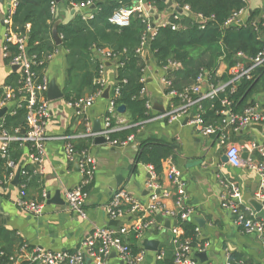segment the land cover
Here are the masks:
<instances>
[{"label":"crops","instance_id":"crops-1","mask_svg":"<svg viewBox=\"0 0 264 264\" xmlns=\"http://www.w3.org/2000/svg\"><path fill=\"white\" fill-rule=\"evenodd\" d=\"M133 1L135 3L137 0ZM143 1L148 3L149 0ZM246 4L247 7L241 17L243 21L252 9L264 8V0H246ZM173 7L174 5L172 7L165 5L164 9L159 12L153 9L151 13L153 30L168 20L174 10ZM6 9L7 0H0V90L9 85L6 81L11 74L18 75L17 69L13 72L10 63L5 64L4 62L2 20ZM55 9L58 23L68 22L74 13L73 9L75 10L63 1L58 2ZM75 11L81 12L82 10ZM146 54L148 55L147 50L144 56ZM65 55V50L58 49L50 59L44 73L48 81L55 80L61 90L65 83ZM224 71L225 66L222 64L217 75L220 76ZM144 77V96L149 102L148 109L152 118L138 128L134 140L126 146H110L108 143L95 145L92 141L90 154L95 158L96 170L93 183L88 189L86 202L82 207L86 216L81 217L78 213L70 211L67 205H47L46 199L39 215L28 214L16 206L19 195L18 185L14 186L12 183L6 186L0 185V244L8 246V243L1 239L4 236L3 230L15 234L31 247L54 252H73L94 228L113 226L109 225L110 221L105 213V207L113 192L125 189L142 201L148 197L149 168L147 165L134 162L139 142L144 139H161L175 146L176 152L172 157V163L185 184L188 204L192 209L189 222L199 227L200 237L208 244L204 251L206 260L201 261L196 254L199 264H226L228 256L232 254L239 256L242 264H264L262 241L257 235L246 234L238 230L233 224L232 217L222 208L220 201V194L224 191L221 182L233 181L240 188L242 202L250 207L256 217L264 223V205L257 197L259 187L257 171L241 168L238 174L235 173L233 168L221 161L223 151L214 137H206L195 131L186 121L187 116L176 121H170L163 116L170 111L171 102L164 93L163 74L149 57ZM101 79L107 86L114 85L116 67L112 62H104ZM17 81L10 83L9 86L16 87ZM203 89L205 92L208 90L206 87ZM251 99L254 105L259 108L264 107V78L259 82ZM48 108L50 118L44 130L47 140L43 145L42 161L33 166L26 158L27 152L23 156V162L32 167L34 171V176L27 189L31 200L39 199L43 193L53 197L56 192H59L64 200V190L74 189L80 183L79 167L75 161L66 160L64 146L66 141L74 145V142L80 138L90 137L83 132V120L86 121L89 133L95 120L100 121L102 126L108 108V99L99 96L82 115H76V110L63 99L48 101ZM6 114L8 113L5 112L3 116ZM3 116L0 117V124ZM113 119L120 129L129 127L123 114L117 112ZM260 126L261 130L249 129L236 134L237 140L232 134L230 135L234 143L242 146L241 156L246 151L247 159L252 160L255 165L261 163L259 150L254 148L246 150L245 148L250 147L249 144L264 148V123ZM167 169L168 165L165 163L159 185L162 190L170 192L164 204L171 209L174 206V187L167 178ZM250 199H255L262 204L259 212L249 205ZM159 221L163 222V229H150L136 237L138 247L145 250V259L142 264H157L159 260L156 259V255L158 253L164 254L165 251L172 253L169 228L173 221H168L170 224L168 227H166L167 220ZM146 241L156 242V251L145 249L143 244ZM88 263L92 264L89 259ZM108 264L122 263L117 256L110 254Z\"/></svg>","mask_w":264,"mask_h":264},{"label":"trees","instance_id":"trees-1","mask_svg":"<svg viewBox=\"0 0 264 264\" xmlns=\"http://www.w3.org/2000/svg\"><path fill=\"white\" fill-rule=\"evenodd\" d=\"M62 1L71 8L91 2L95 9L91 10L89 7L81 12L73 9L71 19L58 24L57 32L62 41L60 46H56L52 39L53 26L57 22L56 9L52 13V8L57 5L56 0H19L13 17L14 24L21 33H25L26 26H29L27 54L33 58V69L39 77L45 73L49 56H53L58 49L65 50V83L62 93L67 104H75L82 98L103 91V86L97 81L101 77L104 62L100 61L97 54L104 50L112 54L109 62L116 67V80L110 95L116 108L125 107L123 115L129 127L112 132L111 141L135 136L138 128L152 118L146 106L147 99L143 95L148 61L144 53L138 52L142 45H145L144 52L147 50L149 59L162 72L167 82L164 87L165 95L175 94L170 99L175 107L181 104L179 95L193 87L199 77L205 78L207 86L214 89L225 86L215 96L200 102L201 117L207 125H220L224 120L222 112L225 110L239 114L247 106L254 105L251 97L264 78V66L255 68L250 79L242 77L233 83H230L233 77L231 70L239 64L238 54L242 55V63L245 64L264 49V8L252 9L245 20H242V25L227 26L225 24L234 12L246 9V0H168L182 10V13L178 19L174 18L175 14H171L169 24L157 26L153 30L154 34L149 37V24L139 14L132 15L125 27H117L109 21L115 11L133 7V0ZM148 3L152 11L154 9L158 12L166 5L162 0H149ZM184 7H188V13L183 11ZM195 16H200L203 21L198 22L194 19ZM7 52L9 55L4 57L5 64L10 62L17 50L15 46L9 45ZM222 64L225 71L218 76L217 71ZM17 79V74L13 73L6 83L10 85ZM115 90H118L116 95ZM193 98L196 99L197 96ZM223 101H227L229 105L223 106ZM25 115V109L20 108L13 115L3 116L1 122L4 130L12 135L17 131L16 136H21L26 129ZM112 126H116L114 119ZM82 129L86 132L85 120L82 121ZM232 136L237 140L236 133H232ZM92 141L91 137L80 138L74 142V149L78 153L90 152ZM137 147L135 164L150 166L160 184L164 162L176 152L174 144L161 139H144ZM28 151H31L29 145L20 141L10 142L7 157L0 156V185L11 183L7 182L12 171L7 165L8 161H13L17 166L21 164V172H25V175L20 176L18 187L26 185L25 193L29 199L27 189L34 171L23 162L24 153ZM259 160L262 162L263 158L260 156ZM33 201L42 202V195ZM179 225L184 231V237L190 238L195 244L196 225L190 222H181ZM2 233L4 236L1 239L8 246L0 244V250L4 258L9 259L18 253L25 242L11 232L2 230ZM136 237L137 233L131 231L126 239L133 253L140 250ZM173 257V250L172 253L165 251L157 264H174ZM229 261L231 264L241 263L239 256L235 254L229 256Z\"/></svg>","mask_w":264,"mask_h":264},{"label":"built area","instance_id":"built-area-1","mask_svg":"<svg viewBox=\"0 0 264 264\" xmlns=\"http://www.w3.org/2000/svg\"><path fill=\"white\" fill-rule=\"evenodd\" d=\"M18 4L19 0H7L6 13L2 20L3 54L4 56L9 55L7 52L9 45L15 46L17 50L16 54L11 56L9 63L10 66L17 68L18 85L16 87L6 85L0 90V108L6 107V112L9 115L15 114L17 109L24 108L26 111V129L21 136H16L17 131L15 132L16 134L12 135L4 130L2 123L0 124V156L2 158L7 157V148L10 142L20 141L22 144L31 147V151L27 152L26 158L34 166L42 161L43 145L47 140L44 130L50 118L48 100L46 98L49 81L45 74L41 77L37 75L33 69L35 62L27 54V32L29 26H26L25 33H21L14 24L13 17ZM91 6L92 3L87 2L74 5L73 7L83 11ZM175 7H173L172 14H175L174 18L178 19L179 13ZM54 11L55 8L53 7L52 13ZM183 11L188 13V7H184ZM151 13L152 9L149 5L143 0H137L133 7L115 11L109 21L117 27H125L128 26L132 15L139 14L149 24L148 32L150 37L154 34L150 23ZM243 13V9L234 12L225 25L238 24L239 21H242L241 17ZM194 19L199 20L200 23L203 21L200 16H195ZM165 24H169L168 20L162 25ZM144 50L145 45H142V48L138 52L143 54ZM97 55L102 63L112 58V54L108 50L100 51ZM53 56H49V59ZM237 57L241 61L231 70L233 77L230 83L238 81L242 77L250 79L255 68L264 66V49L248 62V66L242 63L241 54H238ZM97 82L103 86L104 91L107 87L104 80L100 77ZM163 83L164 87L167 86L165 80ZM204 87L208 89L206 92L203 89ZM223 87L225 86L214 89L209 85L207 86L205 78L199 77L193 87L179 95L181 104L175 107L170 101L171 109L163 116L170 121H176L187 116V122L195 131L203 136L215 138L227 159V165L231 168H246L257 171L259 177L257 197L264 205V148L256 147L254 144H249L250 147L245 148L246 150L249 148L259 150L263 161L259 165H255L252 160H243L241 158L242 146L234 143L230 138L232 133L239 134L245 127L263 124L264 107L259 108L256 105H249L239 114L225 110L222 112L224 120H222L220 125H207L201 117L200 102L203 99L215 96L217 91L223 89ZM103 91L96 95L82 98L75 104L68 103V105L76 110V115H82L92 106L95 99L102 95ZM117 93L118 90H115L114 94L116 95ZM166 96L170 100L175 94L170 93ZM194 96H197V98L194 99ZM222 104L223 106L229 105L227 101H223ZM146 106L149 108L148 101ZM116 109L113 97L109 92L107 112L103 119L102 129L98 134L103 136L110 146H126L134 140V135H130L121 141L110 140V134L120 129L117 126H112V119L116 115ZM85 134H90L87 126ZM64 153L68 162L75 161L77 163L81 179L74 189L64 190L63 198L70 211L78 213L81 217H85L86 215L82 207L88 196V188L94 180L96 170L95 158L90 152L78 153L70 141H66ZM165 163L168 165L167 178L174 187L173 208L169 209L165 206L164 200L170 196V192L162 190L156 181L152 168L149 166L150 179L147 181L148 197L145 201L135 198L125 189H118L112 193L105 207V213L109 221H116L115 226L94 228L73 252H54L39 247L29 248V245L25 243L15 256L6 259L0 250V264H89L88 259L92 264H108V258L112 253L116 254L122 264H142L145 259V250L140 248L137 253H133L125 237L131 231L136 232L138 236L150 229H163V222L159 220L173 221L170 225L169 233L174 264H199L196 254L204 252L208 244L200 237V230L197 226L195 227V244H193L190 238L184 237V231L179 224L181 222H189L192 209L188 204L185 184L181 180L180 173L172 163V157L168 158ZM7 165L12 169L7 182H12L18 166L10 160ZM21 175H25V172L22 173L20 169ZM221 184L224 188L223 193L220 194L222 208L232 217L235 227L243 233L257 235L264 245V223L256 217L250 207L242 202L238 184L229 180L222 181ZM18 188L19 195L16 200V206L28 214L39 215L43 210L46 194L43 193V201L37 203L27 198L25 184H21ZM162 257V253L156 255L157 260H161ZM226 264H231L229 256Z\"/></svg>","mask_w":264,"mask_h":264},{"label":"water","instance_id":"water-1","mask_svg":"<svg viewBox=\"0 0 264 264\" xmlns=\"http://www.w3.org/2000/svg\"><path fill=\"white\" fill-rule=\"evenodd\" d=\"M62 0H56V2H60ZM163 3H165L168 7H172L173 4L171 2H166V0H162ZM91 10L95 9V6L92 5L90 7ZM176 11L178 13H181V10L178 9L177 7H175ZM153 12V11H152ZM198 22H200L199 20H197ZM58 22H56L53 26V30H52V39L54 41V44L56 46H60L62 44V41H61V38L57 32V26H58ZM243 24V21H239L238 22V25H242ZM154 27V25H153ZM145 59L148 61V55L146 54L145 55ZM241 60H239L240 62ZM246 65L248 66L249 63H246ZM17 68L16 67H12V71L14 72ZM110 88L111 86H107L105 88V90L103 91L101 97L104 98V99H108L109 98V92H110ZM46 98L48 101H54V100H59V99H63V93H62V90L59 89L58 85L56 84L55 80H51L49 82V85H48V89H47V92H46ZM6 112V108H2L0 109V117H2ZM117 112L120 113V114H123L125 112V107L124 106H119L117 108ZM187 121V120H186ZM102 127H101V123L100 121L98 120H95L94 123H93V127L92 129L90 130V134L89 136L91 138H93V141H94V144L95 145H104V144H107V140L99 135L98 133L101 131ZM249 129H259L261 130V126L260 125H252V126H248V127H245L244 130L245 131H248ZM256 146V145H255ZM248 157V153L245 151L243 152L241 158L243 160H246ZM221 161L223 163H227V159L225 157V155L223 154L222 157H221ZM20 169H21V164L17 167L16 169V173H15V176H14V179L12 180V185L14 186H17L18 185V182H19V179H20ZM233 170L235 171V173H239L241 169L239 168H233ZM249 205H251V207L256 211V212H259L261 209H262V204L258 201H256L255 199H250L248 201ZM46 204L49 205V204H55V205H66V203L64 202V200L60 197V193L59 192H56L55 195L53 197H51L50 195H46ZM109 225H116V221H110L109 222ZM170 224L168 222V220L166 221V227H168ZM144 248L147 249V250H151V251H156L157 249V243L156 242H149V241H146L144 242L143 244ZM111 255L113 256H116L115 253H112ZM197 256L201 259V261H204L206 260V255L204 252L202 253H198ZM122 263V262H121Z\"/></svg>","mask_w":264,"mask_h":264},{"label":"bare ground","instance_id":"bare-ground-1","mask_svg":"<svg viewBox=\"0 0 264 264\" xmlns=\"http://www.w3.org/2000/svg\"><path fill=\"white\" fill-rule=\"evenodd\" d=\"M173 16V15H172Z\"/></svg>","mask_w":264,"mask_h":264}]
</instances>
